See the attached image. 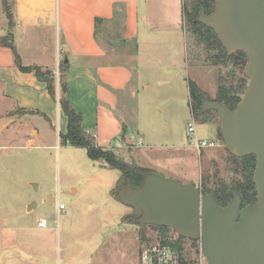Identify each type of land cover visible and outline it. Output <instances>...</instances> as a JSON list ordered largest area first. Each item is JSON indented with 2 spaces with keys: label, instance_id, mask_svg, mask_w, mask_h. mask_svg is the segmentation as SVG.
<instances>
[{
  "label": "rangeland",
  "instance_id": "obj_1",
  "mask_svg": "<svg viewBox=\"0 0 264 264\" xmlns=\"http://www.w3.org/2000/svg\"><path fill=\"white\" fill-rule=\"evenodd\" d=\"M8 1L13 11L14 1ZM138 1L142 6L144 0ZM184 4L189 6L190 0H183L182 13ZM8 23L0 0V36L6 37ZM183 24L190 46L186 75L201 90L203 100L215 101L221 86H238L241 73L232 61L216 64L210 58L219 52L198 42L184 14ZM16 44L20 49L24 45L20 39ZM191 108L187 95L175 124L177 136L189 147L181 156L168 159L162 153L175 151L145 149V154L115 151L118 159L129 162L145 155L146 161L163 166L153 165V170H159L155 172L183 184H196L202 191L242 182L243 174L237 168L241 163L228 151L219 132L216 135L221 125L218 113L203 112L202 104L192 109L193 118ZM27 113L15 112L0 90V264H139V254L146 245L177 238L169 228L142 227L130 220L133 210L119 201L118 188L111 192L110 176L120 172L90 159L85 148L66 144L61 134L62 117L58 116L57 128L52 130L41 118ZM189 123L194 124L200 140L215 141L218 146L199 152L191 144L194 137L189 134ZM36 130L42 134L39 139ZM49 197H56V201H49ZM33 203L36 208L29 210ZM60 205L65 208L60 209ZM42 220L47 221V227H40ZM180 248L189 257L202 254L200 242L191 239L183 238Z\"/></svg>",
  "mask_w": 264,
  "mask_h": 264
},
{
  "label": "crops",
  "instance_id": "obj_2",
  "mask_svg": "<svg viewBox=\"0 0 264 264\" xmlns=\"http://www.w3.org/2000/svg\"><path fill=\"white\" fill-rule=\"evenodd\" d=\"M13 1L15 26L6 36H14L11 43L24 66L54 73L58 91L54 101L46 83L35 72H22L12 48L0 45L1 95L15 112L32 113L26 115L41 118L52 130L62 117L61 134L66 135L68 118L60 107L57 67L58 62L65 63L72 106L98 147L115 154L175 151L162 153L168 159L188 150L175 132L177 112L184 108L187 95L191 103L183 0H144L142 6L138 0ZM151 4L157 7L151 9ZM18 39L24 43L21 49ZM191 115L194 118L192 108ZM36 131L39 139L42 134ZM218 132L219 128L217 136ZM135 159L126 163L152 172L159 171L153 165L163 167L146 161L145 155ZM119 172L110 176L111 192L120 184Z\"/></svg>",
  "mask_w": 264,
  "mask_h": 264
},
{
  "label": "water",
  "instance_id": "obj_3",
  "mask_svg": "<svg viewBox=\"0 0 264 264\" xmlns=\"http://www.w3.org/2000/svg\"><path fill=\"white\" fill-rule=\"evenodd\" d=\"M199 22L215 32L229 57H247L249 82L237 108L205 98L203 112L218 113L222 139L233 156H255L257 201L244 207L242 194L233 187L223 207L200 187L152 171L141 186L120 187L118 199L133 210V223L173 229L200 242L208 264H264V0H216L214 12L207 15L203 8Z\"/></svg>",
  "mask_w": 264,
  "mask_h": 264
},
{
  "label": "trees",
  "instance_id": "obj_4",
  "mask_svg": "<svg viewBox=\"0 0 264 264\" xmlns=\"http://www.w3.org/2000/svg\"><path fill=\"white\" fill-rule=\"evenodd\" d=\"M3 10L9 22V28L12 30L15 26L13 11L10 8L8 0H2ZM216 0H190V5L184 4V20L187 19L194 29V34L198 38L200 44H205L209 50L216 49L219 53L211 56L210 58L215 61L216 64H221L224 61H232L236 68L240 71L241 75L238 80V86L230 84L229 86H221L219 89L218 97L215 101L225 104L230 110H235L237 105L242 99L245 89L248 84V79L244 74V69L247 63V57L243 53H236L231 57L228 56L226 50L220 43L215 32L199 22V16L204 8L207 15L214 12ZM14 7V4H13ZM14 36L9 33L6 37H0V45L9 46L12 48L16 65L25 73L35 72L36 76L41 82L46 83L50 96L54 101H57V78L50 69H45L40 66H24L22 64L21 57L16 47L11 43ZM68 72V65L62 63L60 66V107L63 113L68 118V132L66 135H62V140L66 144H70L73 147L85 148L88 156L95 162H103L107 166L121 171L122 177L118 189L125 184L130 183L134 187H139L144 182V176L147 172L146 169L139 168L135 164H128L124 161H120L116 154L111 150H104L98 147L93 138L88 135L82 125V115L74 109L70 100V89L66 78ZM190 96L192 101V109L199 108L204 100L201 90L193 82H190ZM203 100V101H202ZM199 104V105H198ZM221 135V132H220ZM222 137V135H221ZM241 164L239 168L243 174L244 180L235 185L229 186L227 184H220L215 190L208 191L203 189V192L213 194L219 205L227 206L231 201V191L233 187H236L243 197V206L254 204L257 201V188L254 184V173L256 168L255 156H247L245 158H237ZM117 189V190H118ZM117 190L116 195H117ZM166 230V228H162ZM177 248L181 247L183 239H179Z\"/></svg>",
  "mask_w": 264,
  "mask_h": 264
},
{
  "label": "built area",
  "instance_id": "obj_5",
  "mask_svg": "<svg viewBox=\"0 0 264 264\" xmlns=\"http://www.w3.org/2000/svg\"><path fill=\"white\" fill-rule=\"evenodd\" d=\"M189 134L191 137H194L191 144L199 152L203 148H214L218 146L215 141L200 140L196 135V129L192 123L189 124ZM64 208L65 206L60 205V209ZM40 227H47V221L42 220ZM178 242L179 239L176 238L175 240H161L146 245L139 254V264H208L203 253L200 257L196 254L193 257H189L185 250L177 248Z\"/></svg>",
  "mask_w": 264,
  "mask_h": 264
},
{
  "label": "flooded vegetation",
  "instance_id": "obj_6",
  "mask_svg": "<svg viewBox=\"0 0 264 264\" xmlns=\"http://www.w3.org/2000/svg\"><path fill=\"white\" fill-rule=\"evenodd\" d=\"M153 227H155V226H153ZM171 230H173V229H171ZM174 232L176 233V236H177L178 239H183V237H181L176 231H174Z\"/></svg>",
  "mask_w": 264,
  "mask_h": 264
}]
</instances>
